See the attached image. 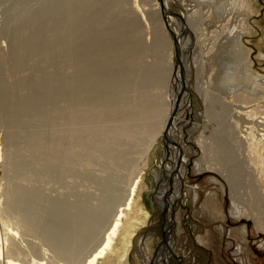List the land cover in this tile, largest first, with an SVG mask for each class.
Here are the masks:
<instances>
[{
    "label": "rangeland",
    "instance_id": "374dc122",
    "mask_svg": "<svg viewBox=\"0 0 264 264\" xmlns=\"http://www.w3.org/2000/svg\"><path fill=\"white\" fill-rule=\"evenodd\" d=\"M87 2L88 0H78L77 2L76 0H0V59L8 54L13 40L30 42L29 44L34 49L37 46L38 49L41 48L39 45L49 46L48 48L45 46V49L42 48L44 52L46 51L44 54H37L32 47L27 46V50H25L27 53L22 52L27 57V60L20 67L12 66L9 69L4 68L0 64V82L7 86L6 92L8 94L16 93L15 91H18V93L29 91L30 93H37V95L40 94L41 96L38 95V98L40 97L38 104L41 102L42 105L40 107L39 104L38 107L42 111L41 116L43 115V118L39 119L31 110L22 111L20 117L14 116L17 120L9 118L10 124L14 120V123L19 122V125L15 124L17 126L12 127V129L9 120L7 121L8 118L5 117L4 109L0 107V206L4 207L9 202H12L10 199H16L18 202L23 203L24 206L27 205L28 207H25V211L20 210V212H23L22 214H30L28 217L31 221L34 220L35 225L38 224V227H41V223H43L42 229L46 232L44 234L43 231L41 232L42 229L39 228V233L44 235L39 233V235H36L30 234L20 224H11L5 229L0 225L1 238L7 236L9 239L8 244L9 241H13L12 243L17 248L20 246L18 250L20 251L19 258L21 257V259L18 258V261L20 260L21 264H32L34 259H37L40 263L50 261L52 253L42 246L44 241L41 242L43 244L39 243L44 238H47L45 235L48 233L52 235H48L49 238L53 237L55 241L68 242L76 240V242L82 243L83 246L86 245L93 248V245L96 244L95 242L98 239L100 240L101 234L105 231L104 229H106L113 213L120 206L115 204L120 203L127 196L130 179L133 175L128 174V168V170H121L116 167H110L108 172L106 168L108 163H105L107 159L99 157V159L102 158V162L106 164L105 166L102 162H99L100 160L97 157L89 158L90 141L88 140L90 135L86 133L85 126H90V87L87 89L88 87L83 83L68 58L69 46L72 42L83 38L85 28L90 29V19L88 18L90 17V10L88 11L90 7L87 6L86 8L83 6ZM246 2L250 3V13L244 14L245 18L239 16L237 19H234L233 16L231 17V14L227 13L226 9L220 8L218 5L217 9L214 5L209 7L203 0H166L170 14L176 16L169 23L161 15V9L158 11L156 8L157 5L161 8L160 0H122L120 10L114 6L105 15L107 17L109 15L111 20L114 14L115 16L120 15L122 20L119 17L117 24H122L127 17L138 16L140 35L143 43H145L146 50L141 56L142 59L138 60L140 62H134L136 65L132 69H148L152 70V73L156 75L162 74L166 77L164 84H150L154 88L151 86L147 87V93H145L148 97H145L146 94L144 97L149 103H159L166 111L168 110L169 115L172 114L173 117H177L176 126L178 127L177 131L174 130L170 134L175 144L172 141L170 143L168 140V143L172 146V153L168 155L167 159L164 157L165 140L162 136L163 131L156 139L153 152L150 155L149 167L144 173V183L147 186L141 192V202H143V209L147 213L136 212L131 209L125 222L123 219V224H125L127 219L129 220L128 216L132 214L140 216L133 221L135 224L132 226L131 242L129 243L127 254L120 264H148L146 262L147 257L155 261V264H264V231L257 229L253 219L249 216L236 218V215L231 212L233 201L230 198L227 181L216 171L205 168L198 169L196 162L197 160H202L201 152L197 145L198 136H209L210 130L208 128L217 126L212 119L213 117H206L205 104L198 96V90H196L198 83L203 86L204 83L208 82L211 77L212 66L217 71L212 73L211 83H213L210 85V90L216 92V88H225V84L220 78L215 79L217 73L225 74V76H229L231 72L237 74L236 84L241 85L244 84V79L250 72L253 80L257 83V90L260 91L257 95H264V0H246ZM77 8H83L84 10L82 9L81 13L79 9L77 11ZM84 11L89 15L88 17L85 16ZM189 16L198 20L191 22L187 19ZM74 19L78 23L72 21ZM227 20L231 22L230 27L232 29L234 26L238 27L235 37L239 45L237 48H232L225 44L229 36V28L224 26L228 25ZM106 22L111 24L108 20ZM85 23L86 27L81 30ZM245 24L246 27L244 28ZM242 27L243 29H241ZM233 30L235 31V29ZM81 31L82 33H80ZM173 33H176L175 36L178 34V41H176ZM12 36L13 38L15 36V38L13 39ZM158 37L161 38L162 45L160 49L157 48L159 50H154L153 43H155V38ZM66 43L67 45L69 44L68 47H66ZM220 43H223L224 48H226L219 49ZM236 52L238 55H236ZM213 54H215V57L209 64V61L206 62V60ZM171 60H175L177 66L184 63L179 68V72L183 74L184 78L183 76L180 77L179 80L181 81L178 84L175 79L171 80L173 73L177 70L176 65L171 64ZM179 60L180 62H178ZM185 76L188 80L187 86L182 85L184 84ZM32 77L34 79H31ZM21 80L29 81L31 89H25V91L15 89L14 85ZM69 83L71 84L69 85ZM208 84H210V81ZM176 87H183L185 92L188 91V96L192 100L191 104L186 105L187 101L184 95L177 97V93L175 94ZM55 89L57 90L54 91ZM49 93L51 94L49 95ZM174 95L176 103L171 104L172 96ZM42 99L44 100L43 103ZM79 105H82V107ZM76 106H79L78 109ZM71 107H76V110L80 113H77ZM214 109L219 110L221 108L219 104H215ZM82 121L84 122L82 123ZM81 134H83V137L80 136ZM37 140H40L41 146L33 144V142L38 143ZM30 143L41 148H38L37 152L33 151L32 153L33 149L28 150L34 147L33 145L31 147ZM44 144L49 146L53 144L55 146H50V149H46L47 145L45 146ZM176 144L182 148L181 150L188 155L189 159L186 163L184 176L176 180L172 176V174L175 175L176 171L172 174L169 171L168 173L171 177L167 182L164 177L166 173L157 164L161 158L163 162H167L168 168H166H170L173 161V152L177 151ZM70 149L79 156L72 154ZM42 151L44 153H41ZM34 152L37 154H34ZM74 158L75 160H73ZM93 159H97L101 164H97L94 161L90 163ZM172 168L174 169V166ZM113 170L115 173H113ZM105 173H108V176ZM94 174L99 175L97 177ZM94 178L97 180L94 181ZM102 180L103 183L101 182ZM243 182L246 183L243 187H240L241 189L239 188V195L240 193L241 195L238 200L241 202L239 204L245 208L249 207V204L253 205V201L256 199L261 198L260 194L257 193L261 182L254 177H247ZM176 183H179V185H177L178 193L175 203L161 209L162 202L167 204V201H170L173 196L175 191L173 188ZM170 186L172 188H169ZM18 187L21 188V192L19 191L20 188L17 189ZM118 188L119 190H117ZM10 189L11 191L14 190L12 191L14 194ZM6 191H10L11 194ZM24 191L26 193H23ZM19 193H21L20 196ZM22 195L24 196L22 197ZM102 196L104 198L106 196V198L102 199ZM109 202L110 204H108ZM90 204L93 208H90ZM30 205L34 209L30 210ZM104 205L107 206L105 207ZM90 209L97 212L95 216L99 217V221L102 223L98 221L95 225L91 224L93 228H90L89 223ZM248 209L246 212H249ZM163 210L164 212H162ZM102 211L104 212L103 214ZM35 216L38 218L37 221ZM33 217L35 218L33 219ZM39 218L41 220L43 218L41 223ZM86 222L87 226L85 227ZM79 225V228L76 227ZM53 226L55 229H53ZM63 226L64 228H62ZM82 226L83 229H80ZM46 228H50L49 232ZM77 228L80 229V235H84L82 231H85V228V234L89 232L87 231L88 228L91 232L84 235L83 240L82 236L79 238V234L76 236ZM73 229L75 232H72ZM38 236H42V239ZM33 248L36 250H32L31 253L30 249ZM3 249H5V244H3Z\"/></svg>",
    "mask_w": 264,
    "mask_h": 264
},
{
    "label": "bare ground",
    "instance_id": "6f19581e",
    "mask_svg": "<svg viewBox=\"0 0 264 264\" xmlns=\"http://www.w3.org/2000/svg\"><path fill=\"white\" fill-rule=\"evenodd\" d=\"M77 1L78 0H76V2ZM160 1H161V3H160L161 8H160V6L157 5V7H156L157 10L160 11V9H161V15L163 16V18L166 22L169 23V22L173 21V19H175L176 16H173L170 14L171 12L167 6L166 0H160ZM121 2H122V0H88L86 5L83 4V6L86 8H87V6L90 7V8H88V11L90 10V17H88L89 15H87V13H85V11L87 12V10L84 11L85 16L90 19V22L88 21L90 23V25L87 22L88 25L90 26V29L85 28L86 23L84 24L85 26L82 25L83 29H81V30H84V28H85V30L83 31V35L84 34L85 35L83 36V38L81 40L76 41V42H72V44L69 46L68 58H69V62L73 66V68H75L76 72L80 75L83 83L88 87V88L87 87L86 88L89 89V87H90V108H89L90 109L89 110L90 111L89 112L90 113L89 114L90 115V124H89L90 126H85L86 133L88 135H90L89 136L90 139L88 137V139H89L88 141H90V143H89V146H90L89 158L92 159L95 156V157H97V159H99V157H103V159L105 158V160L107 159V161H105V163L107 162L108 166H109V167L108 166L106 167L107 171L110 167L111 168L116 167L117 169H121V170L122 169L126 170L128 168L129 169V170L127 169L129 172L128 174H133V175L130 179L131 182L129 185L128 193L126 194L127 196L125 197V199L123 198V200H121L120 203L115 204L116 206H119V205L120 206L113 213L109 223H107L106 229H104L105 231L102 232V234H101L100 240L98 239L95 242L97 244V242L99 241L98 244L97 245L94 244L95 246L93 245V248L91 246L90 247H88L86 245L83 246L82 243H78L79 241L76 242V240L68 241V242H61L58 239L59 240V242H58V241H55V238H53V237L49 238L48 235H50V233H48L47 235H45L47 238L43 237L44 239L41 240L39 243L44 241V244L41 243V244H43L42 246L46 247L50 251V253H52V255L50 257V261L48 259L49 262H47V263L41 262L40 263V261L38 262L37 259L36 260L34 259L33 260L34 263H32V264H120L122 262V260L124 259V256L127 254V251L129 248V243L131 242L130 239L132 236L131 235L132 234V226L135 224L133 221L140 217V216H136L137 214H132L131 216H128L129 220L127 219L126 223L123 224L126 220L127 215L130 214L129 212L131 209L135 210L136 212H141V213H145V214L147 213L146 211H144L145 209H143V206H144L143 202H141V199H142V193L141 192L144 189V187L147 186L144 183V173H145L146 169L149 167L150 155L153 152L154 144L156 143V139L162 131H163V133L165 132L164 135L162 133V136L165 140V143H164V145H165V148H164L165 159H167V157H169L168 155H170V153H172L171 152L172 146H170V144L168 143V140L170 141V143L172 141L173 144H175L174 140L171 138L170 134L174 130H176V131L178 130V127L176 126L177 117H173L172 114L169 115L168 110L166 111L164 109V107L159 105V103H156V104H154L152 102L149 103L145 98V97H148L146 94L147 93L146 92L147 87L151 86L154 83L159 84V85H161V83L164 84L166 77L163 76L162 74L156 75V74L152 73V70H148V69H137V70L132 69L133 66L136 65L134 62L142 59L141 56H143L144 51L146 50L145 43H143V41L141 39V35H140V21L137 18L138 16L136 15L133 18L127 17V19L124 17L126 20H124V18H123L124 22H122V24H119V23L117 24V22H119L118 20H119L120 15L115 16V14H114L112 16L113 21L109 18L110 17L109 15H108V17L105 16L109 13L108 11H111L114 8V6H116L117 8H119L118 10H120V8L122 6ZM203 2L207 3L209 5V7H212L214 5L215 8L217 9V5H218L220 8L226 9L227 13L231 14V17L233 16L234 19H237L239 16L245 18L244 14L250 13L249 10H250L251 6H250V3L248 4L246 2V0H203ZM78 9L79 8H77V11H78ZM82 9H79V12L82 13V11H81ZM128 10H130V9H128ZM78 14H80V13H78ZM209 14H211V13H209ZM151 15H149V17ZM81 16H83V15L81 14ZM58 17H57V20H58ZM150 18H152V17H150ZM120 19L122 20V17H120ZM187 19L190 20L191 22L198 20L195 18H191L190 16H189V18L187 17ZM107 20L111 24L107 23L106 22ZM72 21H75V19ZM82 21H80V22H82ZM76 22L77 21H75V23ZM226 22H228V25H224V26L229 28L228 29L229 30V36L227 38L228 41L226 40L227 42L225 41V44L231 46L232 48H237V46H239V45L237 44V39L235 40V37L237 34L236 30L238 27L234 26V28H233V29H235V31H234L232 29V27H230L231 22L228 20ZM243 23H244V20H243ZM64 27H66V26H64ZM239 27H240V25H239ZM245 27H246V24L244 25V28ZM181 29H182V27H181ZM241 29H243V27ZM80 33H82V31ZM239 33H240V31H239ZM175 34L176 33H173V36H175ZM70 35H72V34H70ZM75 35L77 36V34H75ZM177 35L175 36L176 41H178ZM33 37H35V36H33ZM81 37H82V35H81ZM12 38H13V36H12ZM14 38H15V36H14ZM47 38H49V37H47ZM10 40H11V38H10ZM37 40H39V39H37ZM154 41H155V43H153L154 44L153 49L154 50H156L157 48L160 49V46L162 45L161 44L162 43L161 38L160 37L155 38ZM29 43L30 42H24L23 40H22V42L19 40L18 41L13 40L11 45L9 44L10 50L8 51V54L2 56V58L0 59V64L4 68H9V69H11L12 66H15V67L19 66L20 67V66L24 65V63L27 60V57L25 55H23L22 52L24 51L27 53V51H25V50H27L26 49L27 46L32 47V45H30ZM66 45H67V43H66ZM68 45L66 47H68ZM176 45H178V44H176ZM39 46L41 47L39 49H38V46L35 49L33 47L32 48L34 49L35 53L44 54L46 51L44 52V50L42 48L45 49L46 45L45 46L39 45ZM57 46H59V45H57ZM176 47H178V46H176ZM218 48L219 49L224 48L223 43H220ZM57 49H58V47H57ZM159 49H157V50H159ZM151 52H153V51H151ZM31 53H33V52H31ZM55 54H57V53H55ZM236 55H238L237 52H236ZM169 57H171V55H169ZM214 57H215V54L211 55L210 58H208L206 60V62L209 61V64H211L210 61ZM180 60L178 62H180ZM12 61H13V63H11ZM138 62H140V61H138ZM171 64L172 65L175 64V60H173V61L171 60ZM183 64L181 63L180 66ZM215 65H216V63H215ZM180 66L176 65L177 70L175 71V73H173V76L171 77V80L175 79L177 81V84L179 83V81H181V80H179V78L183 76V74L179 72ZM214 71L216 72L217 69L212 66L211 67V77L209 78L208 82L204 83L203 86L199 83H198V86L196 85V90H198L197 91L198 96L202 99V101L205 104L206 117H210V118L213 117L212 119L217 124V126H210V128H208L210 130L209 136H204V135L198 136L197 145H198L199 150L201 152L202 160L196 161L197 166H198V169L205 168V169L216 171V172L220 173L223 176L224 180H226L227 183L229 184L228 185L229 186V194H230V198L233 201V207L231 209V212L234 215H236V218H239L240 216L251 217L254 221L255 227L257 229H260L261 231L262 230L264 231V215H263L264 214V201H263V199H264V95L263 94L260 96L257 95L260 91L257 90V86H256L257 83L253 80V77L251 76L252 73H250V72H248V74H247L248 76L245 77L244 84L240 83L241 85L236 84L237 83L236 79L238 76L237 74H234L231 72L230 75L227 74L229 76H225V74H222V73H219V74L215 73L217 75V77H215V79L220 78V80L222 82H224L225 88H223V89H222V87L216 88V92H214V90L213 91L210 90V85H212V83H213V82L211 83V81H212L211 79L213 76L212 73ZM59 73H60V71H59ZM165 73H166V70H165ZM197 74H198V72H197ZM186 76H185V79L183 82L184 84H182L185 86L188 85V80L186 79L187 78ZM33 77L31 79H34ZM71 78L73 79V77H71ZM183 78H184V76H183ZM209 81H210V84H208ZM71 83L73 84L72 81H71ZM71 83H69V85ZM6 87L7 86L5 84L3 85L0 82V107H2V109H4L5 117L8 118L7 121L9 120V124L11 123L9 118H15L16 116L20 117L22 115L21 114L22 111H25V110L33 111L34 115H36L39 119L43 116V115L41 116L42 111L39 109L42 106L41 102L39 103L40 105L38 104V101H40L39 98L41 97L40 94H38L40 96L39 98H38L37 93L36 94L30 93V91L26 92V93H24V92L18 93V91H15L17 94L16 93L8 94L6 92ZM8 87H10V86H8ZM14 88L18 89V90L20 89L22 91L23 90L25 91V89H31V83L29 81H22L21 80L16 85H14ZM152 88H154V87H152ZM176 88H177V90H176L175 94L177 93V95H178L177 97L179 98V97H181V95H184V97L186 98V101H187L186 105L191 104L192 100L188 96L189 95L188 91L185 92V89H183V87L182 88L176 87ZM56 90L57 89H55L54 91H56ZM50 94L51 93H49V95ZM145 94H146V96L144 97ZM21 98H22V100H21ZM43 101L44 100L42 99V103H43ZM173 103L174 104L176 103L175 95L172 96L171 104H173ZM215 104H219V107L221 109L215 110L214 109ZM38 105L40 107H38ZM43 105H45V104H43ZM79 106H76L77 109ZM76 107L75 108L71 107V108H74L76 110ZM80 107H82V105ZM42 110H43V108H42ZM174 110H175V108L172 111L173 114H174ZM29 111H28V113H29ZM164 111H166V113H164ZM1 112H2V110H1ZM33 112H31V113H33ZM76 112L80 113V112H78V110H76ZM169 113H170V111H169ZM7 114H8V116H6ZM83 114L84 113L82 111V115ZM232 114H233V116H231ZM15 120H17V119L15 118ZM86 120H87V118H86ZM14 121H12V124H10L11 129H12V127L14 128L17 125H19L18 121H17L18 123H16V122L14 123ZM83 122L84 121H82V123ZM15 124H17V125H15ZM13 125H15V126H13ZM54 126H56V125H54ZM70 126H72V125H70ZM74 129H75V127H74ZM83 134H85V133L83 132ZM83 134H81L80 136H82ZM34 138H36V137H34ZM81 140H83V139H81ZM39 141H38V143L33 142V144L35 143V144H38V146L39 145L41 146L42 144H40ZM42 141H43V139H42ZM51 142L53 143V141H51ZM41 143H43V142H41ZM33 144L30 143L31 147ZM48 144H49V141H48ZM57 144H59V143H57ZM85 144L87 145V143H85ZM48 146L49 145H47L45 148L50 149L52 146H55V145L52 144V145H50L51 147L50 146L48 147ZM31 147H29V148H31ZM60 147H61V145H60ZM38 148H41V147H36V145H35L34 147H32L31 149H28V150L33 149L31 151L33 153V151L37 152ZM176 148H177V151L173 152V154H174L173 155V161H172V164H171L169 169H167L168 168L167 162H163L161 160V158L158 161L157 165L160 166L164 170V172L166 173V175L164 176L165 181H167L171 177V175H169V173H168L169 171L171 172V174L176 171L174 173L175 175L172 174V176L176 180H178V178L184 176L186 163H187L189 158H188V155L184 151L181 150L182 148L178 147V145ZM43 149H44V147H43ZM52 151H54V150H52ZM70 151H71V149H70ZM70 151H69L70 154H71V152H72V154L74 153L73 151H71V152ZM36 152H34V154ZM47 152H49V151H47ZM41 153H44V152L42 151ZM45 154H47V153H45ZM87 154H89V153H87ZM75 155H77V154H75ZM77 156H79V155H77ZM47 159H48V157H47ZM49 159H51V158H49ZM97 159L91 160L90 163L94 161V162H97V164H98L99 162L103 161L102 158L99 159L100 160L99 162L97 161ZM73 160H75V158ZM48 162H50V161H48ZM99 164H101V163H99ZM102 164L106 166V164H104V162H102ZM173 166H174V169L172 168ZM50 170L52 171V169H50ZM104 171H106V170H104ZM117 171H119V170H117ZM113 173H115L114 170H113ZM91 174H92V172H91ZM107 174L105 173V175H107ZM118 174H121V173H118ZM122 174H123V172H122ZM98 175H97V177H98ZM92 176H93V174H92ZM247 177H254L259 182H261L260 185L258 186L259 188L257 190V193L260 194L261 198H258V199L255 198L256 200L253 201L254 206L252 204L247 203V204H249V207L244 208V206L242 207L241 204H239L241 202L238 200V197L241 195V193L239 195V191H240L239 188L241 186L242 187L244 186V184L246 182H243V180H245V178H247ZM123 178H124V176H123ZM118 179H120V178H118ZM96 180L94 178V181H96ZM125 181H126V179H125ZM101 182L103 183V180ZM112 182H113V180H112ZM256 183H257V181H256ZM177 185H179V183H176V185L174 186L173 189L175 191H174L173 196L171 197L170 201H167V204L165 202L163 204V202H162L161 209L163 207L167 208L168 206L173 205V203H175V200L177 199V193H178ZM19 188L20 187H18L17 189H19ZM114 188H113V190H114ZM169 188H172V187L170 186ZM7 190H9V189H7ZM117 190H119V188ZM10 191H11V189H10ZM10 191H6V192L8 194L9 193L11 194V192L14 190H12L11 192ZM19 191L21 192V188L19 189ZM23 193H26V192L24 191ZM125 193H126V191H125ZM20 194L21 193H19V196H20ZM24 195H22V197ZM19 196H17V197H19ZM155 196H156V194H155ZM102 197H103L102 199L106 198V196H105V198H104V196H102ZM21 199H23V198H21ZM10 200L12 202H9L4 207L0 206V222H1L0 225L3 226V229L9 227L11 224H16V225L20 224V226L21 225L24 226L26 228V230L28 232H30V234L33 233V234L39 235L40 234L39 228L42 229V227H43V223H41L43 218H42V220H41V218H39L42 226L38 227V224L35 225V221L32 220L33 221L32 222L31 219L28 217L30 214L27 215L28 213L22 214L23 212L22 213L20 212V210H24L27 205L24 206L23 203L18 202L16 199H13V200L10 199ZM7 201H9V200L7 199ZM155 203H157V202H155ZM108 204H110V202ZM134 204H136V205H134ZM28 205H29V203H28ZM102 207H103V204H102ZM35 208L37 209V207H35ZM90 208H93L91 204H90ZM32 209H34V208L31 206L30 210H32ZM58 209H59V205H58ZM247 209L249 212H246ZM164 210L162 212H164ZM33 213H35V212L33 211ZM38 213H40V212H38ZM95 213L97 214V212L95 210L92 211L90 209V212H89V214H90V222H89L90 228L92 227V225H95V223L99 221V217L95 216L96 215ZM103 213L104 212L102 211V214ZM32 216H31V218H32ZM35 217H33V219ZM82 217H85V216H82ZM123 219H124V222H123ZM37 220H38V218L36 217V221ZM52 222H54V221H52ZM87 222H88V220H87ZM87 222H86L85 227L87 226ZM45 223H47V222H45ZM80 223H78V224H80ZM41 224H39V225H41ZM71 224H72V222H71ZM80 225L76 226V227L79 228ZM74 226H75V224H74ZM83 226L80 229H83ZM169 227H171V226H169ZM62 228H64V226ZM103 228H105V227H103ZM47 229L48 228H46V230ZM49 229L47 230L48 232H49ZM53 229H55L54 226H53ZM80 229H78V231ZM42 231H43V229L41 230V232ZM85 231H86V228H85ZM85 231H82V233H84V235H86L88 233L90 234V232H91V230H89V228L87 230L89 232H87L85 234ZM72 232H75L74 229ZM77 232H76V236L80 233V231L78 233ZM43 233L46 234V232H44V231H43ZM43 233H41V234H43ZM66 233H67V231H66ZM84 235L79 234V238H81V236H82V239L84 240V238H83ZM50 236H52V235H50ZM38 237L41 238L42 236H38ZM52 238L54 239L55 242L53 241ZM77 239H78V237H77ZM8 240L9 239L7 238V236H3L2 238L0 236V264H21L20 260L18 261V258L20 255L19 254L20 251L18 250V248L20 246L17 248L15 246V244L12 243L13 241L12 242L9 241V244H8ZM79 240H81V239H79ZM117 243H118V245H117ZM3 244H5V249H3ZM114 245H115V248H114ZM30 250L32 253V250H36V249L33 248ZM28 253H30V252L28 251ZM156 255H157V253H156ZM157 258H159V257H157ZM19 259H21V257ZM149 259H150L149 257L146 258V262H148V264H155V261H152L151 259L150 260ZM31 261H32V259H31Z\"/></svg>",
    "mask_w": 264,
    "mask_h": 264
}]
</instances>
